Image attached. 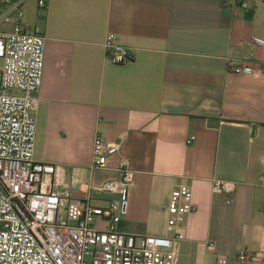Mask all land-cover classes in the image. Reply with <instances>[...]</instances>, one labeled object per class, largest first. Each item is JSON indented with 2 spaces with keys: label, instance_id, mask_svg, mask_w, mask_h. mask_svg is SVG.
I'll use <instances>...</instances> for the list:
<instances>
[{
  "label": "crops",
  "instance_id": "1",
  "mask_svg": "<svg viewBox=\"0 0 264 264\" xmlns=\"http://www.w3.org/2000/svg\"><path fill=\"white\" fill-rule=\"evenodd\" d=\"M30 1L25 26L46 39L35 159L58 166L63 182L77 178L82 195L87 183L119 181L127 158L123 228L137 235L172 234L170 194L187 185L197 210L178 264H264V0H47L45 9L35 0L44 16L34 25ZM108 33L132 50L131 63L105 59ZM247 62L253 74L230 70ZM97 133L124 138L106 170L91 169ZM40 139L66 143L71 159L38 152ZM218 181L234 191L215 192ZM242 251L249 262L237 260Z\"/></svg>",
  "mask_w": 264,
  "mask_h": 264
},
{
  "label": "built area",
  "instance_id": "2",
  "mask_svg": "<svg viewBox=\"0 0 264 264\" xmlns=\"http://www.w3.org/2000/svg\"><path fill=\"white\" fill-rule=\"evenodd\" d=\"M30 0H0V264H178L180 246L186 239L188 218L196 212L187 185L176 186L167 206L163 237L128 233L123 222L128 213V191L134 172L120 157L119 181L101 187L87 183L78 195L77 178L63 182L59 167L35 159L37 99L43 79L46 39L29 32L24 7ZM45 9L47 0H36ZM241 7L249 11L244 2ZM105 59L117 66L133 61V52L108 33ZM235 74H253L249 62L232 65ZM18 91L21 95L12 92ZM120 142L96 134L92 170L108 169L109 158L118 155ZM264 176L261 177V180ZM234 184L215 182L214 191L232 193ZM105 196L101 205L99 196ZM237 260L247 263L245 251ZM218 257L216 264H228Z\"/></svg>",
  "mask_w": 264,
  "mask_h": 264
},
{
  "label": "rangeland",
  "instance_id": "3",
  "mask_svg": "<svg viewBox=\"0 0 264 264\" xmlns=\"http://www.w3.org/2000/svg\"><path fill=\"white\" fill-rule=\"evenodd\" d=\"M34 1L35 0H31L28 4L29 6V11L32 14V19H33V23L32 25H34V23L37 21L39 22V18H42L44 16V12L43 11H38L36 12L34 8ZM37 15V16H36ZM0 65H1V61H0ZM54 126L55 124H50V126ZM69 148V147H68ZM65 149H67V145L66 143L63 142H58L56 139H50V140H38L37 143V151L38 152H43L44 154L46 153L48 154H52L54 155L58 161H62V162H67L69 159H71L70 154L69 153H65Z\"/></svg>",
  "mask_w": 264,
  "mask_h": 264
},
{
  "label": "water",
  "instance_id": "4",
  "mask_svg": "<svg viewBox=\"0 0 264 264\" xmlns=\"http://www.w3.org/2000/svg\"><path fill=\"white\" fill-rule=\"evenodd\" d=\"M30 97L37 98V92L30 93Z\"/></svg>",
  "mask_w": 264,
  "mask_h": 264
},
{
  "label": "trees",
  "instance_id": "5",
  "mask_svg": "<svg viewBox=\"0 0 264 264\" xmlns=\"http://www.w3.org/2000/svg\"><path fill=\"white\" fill-rule=\"evenodd\" d=\"M252 17V13L248 12L247 13V18L250 19Z\"/></svg>",
  "mask_w": 264,
  "mask_h": 264
}]
</instances>
